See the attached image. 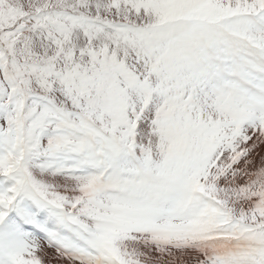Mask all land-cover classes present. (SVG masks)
<instances>
[{
    "label": "snow or ice",
    "instance_id": "snow-or-ice-1",
    "mask_svg": "<svg viewBox=\"0 0 264 264\" xmlns=\"http://www.w3.org/2000/svg\"><path fill=\"white\" fill-rule=\"evenodd\" d=\"M0 264H264V0H0Z\"/></svg>",
    "mask_w": 264,
    "mask_h": 264
}]
</instances>
